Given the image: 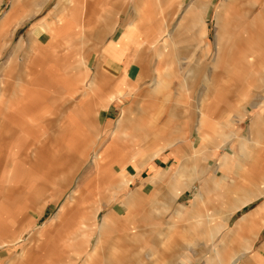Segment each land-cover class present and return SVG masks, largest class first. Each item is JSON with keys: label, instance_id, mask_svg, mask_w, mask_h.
Segmentation results:
<instances>
[{"label": "rangeland", "instance_id": "obj_1", "mask_svg": "<svg viewBox=\"0 0 264 264\" xmlns=\"http://www.w3.org/2000/svg\"><path fill=\"white\" fill-rule=\"evenodd\" d=\"M135 1L0 0V99L5 107L13 101L25 115L24 96L34 99L26 116L34 132L25 139L19 131L15 139L26 146L16 157L11 146L0 150V264H86L99 237L89 229L105 215L113 227L100 258L88 264H185L180 254L173 258L177 245L187 249L190 264H206L214 249L225 264L233 258L248 264L252 256L261 264L256 255L264 261L261 221L251 229L237 226L256 213L254 218H264V195L228 213L232 196L260 185L261 176L264 187V0H236L228 14L222 4L230 0H208L202 35L185 14L193 0H150V15L142 16L150 21L140 24L148 39L136 36L134 46L112 50L117 57L106 55L109 47L121 46L116 44L136 20ZM54 13L61 26L51 24ZM217 13L226 16L225 46L219 44ZM164 45L166 54L159 56ZM105 63L114 68L101 71ZM161 79L164 94L155 90ZM123 116L128 119L119 126ZM201 120L220 146L207 158L189 154L202 142ZM5 123L8 129L10 121L0 115V146ZM118 126L126 136L118 141L120 162L108 155ZM234 132L249 138L235 145L248 154L245 160L257 161L250 164L258 172L253 181L216 169L231 153ZM256 141L258 150L252 148ZM95 154L101 156L100 175L92 165ZM121 166L127 189L116 193L101 185ZM179 166L183 171L174 180ZM201 167L207 172L170 200L173 183L185 184ZM215 170L227 176L224 198L211 193L193 208ZM131 198L134 204L126 205ZM180 205L187 211L177 213ZM45 229L47 237L39 240Z\"/></svg>", "mask_w": 264, "mask_h": 264}, {"label": "crops", "instance_id": "obj_2", "mask_svg": "<svg viewBox=\"0 0 264 264\" xmlns=\"http://www.w3.org/2000/svg\"><path fill=\"white\" fill-rule=\"evenodd\" d=\"M210 1V0H209ZM208 0H193L189 6L187 7L185 14L189 15V19L192 25L197 26L199 33L202 35L204 33L205 30V23H204V16H203V12L205 9V6L207 5V3H209ZM71 2V1H70ZM150 0H136L135 1V14H136V20L133 23H130L127 26V31L126 33L123 35L122 39L120 40V44H116V45H121V46H115L112 48H108L106 51V55L108 56H112V57H117V55L115 53H113V51H116V49L121 50V48L127 49L130 48L132 46H134V42L135 39L134 37L136 36H140L141 38H143V41H146L148 39L147 33L148 32H142V28L140 26V24H146L148 22H144L143 19V15H150L148 10L150 9ZM228 2V1H227ZM226 3L222 4L223 10L222 12L225 11V8L227 6H235L237 5L236 0H230L229 3L230 5H227ZM228 3V4H229ZM230 8V7H229ZM228 7L225 11V14H228L227 12ZM191 15V17H190ZM201 15L202 16V20L200 22H197L196 19L197 17ZM57 13H54L53 15V21L51 22V24H55L61 26V24L63 23V20L61 19V17L59 16ZM226 16L224 15L223 18L221 16V14L217 13V20H218V39H219V44H226L228 41V33L229 30L226 27ZM167 45H164V47H162V50H160L159 52V56H163L166 50ZM225 46V45H224ZM113 50V51H112ZM220 53H224V48L219 50ZM38 67H40V65H37ZM104 68H102V65L100 66L101 71H109L111 70V68L114 66L109 65V63L103 64ZM106 74V73H105ZM157 87H156V91L159 94H164L163 91L166 89V81H164L163 79L161 80H157ZM32 94H34L33 92H31ZM37 94L42 95L44 92L42 90H39L36 92ZM166 94V93H165ZM1 100V99H0ZM24 100H25V108L24 111L28 110V114L25 115L23 113V111L17 109V106L15 103H13V101L8 102L7 106L5 107L3 105V101H0V115L5 119V117L7 118L8 121H10V126H8L7 129V124H4V129L7 131V136L5 138L4 141H2V143H4V145L1 143V151H6L8 149L9 146L12 147L10 153L11 155H13L14 157H16L18 154H20V152L24 149V147L26 146L23 145L22 142H18L17 140H15L17 138V135L19 133V131L21 132L23 138L25 139H29L30 136H32L33 134V128L31 129V124H28L31 122L32 118L26 117L29 115V112L32 111L31 109L33 108V105H29V103H32V100H34L31 96H24ZM26 103L27 106H26ZM2 109L5 110V113H2ZM43 110V109H41ZM26 118V119H25ZM128 117L123 116L120 120L118 125L121 126L125 123V121H127ZM28 124V126H27ZM118 126V128L116 129V131L114 132V139L112 140V144L109 147V156H111L112 160H116L118 162H120V160L124 157V149L122 148V146L119 147L118 145V141L119 140H124L126 138L122 137L121 138V134L125 133V131L121 130L120 127ZM165 130L163 129L161 132L162 134L167 133L166 131V127H164ZM198 132L201 134L202 136V142L199 146V148H194V151H191L189 154L193 157H198V158H207L206 156H214L217 152V148L220 147L219 143L217 141H213V143L211 142V136L210 134H208V132L205 131V121L201 120L200 124L198 126ZM177 133V132H176ZM251 135V134H250ZM123 136H125L123 134ZM249 136V135H248ZM126 137V136H125ZM246 138L249 140V138L246 137V135L243 134H239V133H232L228 139H229V143H233L232 145V150L231 153H225L221 160L218 161L217 163V167L216 169L218 170H225L224 172H230L233 171L235 172L237 175H240V177L244 180L247 181H253L254 177L258 174V172L256 171V169H254L253 166H251L250 164L256 163L257 165V161L256 160H245L244 157L241 156V153L236 149L237 145H235V143L237 141H239L240 139ZM134 140V138L132 139ZM187 137L185 138L184 141H186L185 146L187 147ZM113 146V148L111 147ZM166 146L168 147H172L174 146L173 142H168L166 144ZM210 146L212 147L210 150ZM135 149H138L137 145L134 146ZM235 149V150H234ZM3 153V152H2ZM158 153H154L153 158H155L157 156ZM8 155V154H7ZM254 157H256L254 155ZM225 159L229 160L230 163H226L224 162ZM247 159V158H246ZM100 160H101V156L100 154H95L94 157V161H92V165L96 166V168L100 169ZM1 162V161H0ZM117 162V164H118ZM231 165V167H229ZM124 166H121L119 169L116 168H112V172H110V175H108L107 179L105 180L104 183L101 182V185H110L111 187H113V189H116V193L117 192H121L125 189H127V186L129 185V180L125 179L127 177H125L124 173H118L119 171L123 172L124 169H122ZM98 169V171H99ZM119 170V171H118ZM173 170V169H172ZM182 170V166H179L175 171L173 172V175L175 176L174 180L176 179V175H180ZM101 170L99 171V175H100ZM168 172V171H167ZM207 172L206 169H203V167H201V169L196 170L193 172V174L185 181V184H177V183H173L170 192H169V198L170 200L172 199H176L185 189L189 188L191 186V184L194 182V180L198 177H201L202 175H204ZM255 173V174H254ZM1 175V173H0ZM259 175H262L259 173ZM112 176L116 177V180L113 181ZM125 177V178H124ZM263 177L261 176V180H260V185H255L253 187V189H247L245 190L243 193H239L236 194L234 196H232L233 198L231 199L230 203L228 204V213L229 215L233 214L236 210L240 209L241 207H243L244 205L260 198L261 196L264 195L263 193H259L262 182H263ZM154 179V178H153ZM227 179L226 173L223 176H219L218 174H216V170L213 173V175L210 177V187L208 186H203L198 192L197 195L195 197V200L192 203L193 208H197L198 204L200 201H204L205 199L207 200L208 195H210L211 193L217 194L219 197L224 198L225 194H226V185H225V181ZM0 181H1V177H0ZM253 193V194H251ZM254 194H259L256 198L251 199L249 201H246L249 197H251ZM134 199L131 198L130 201L127 199V201H125L124 203L127 204H134ZM245 202V203H243ZM186 206L185 205H180L179 210L177 211V213H184L186 212ZM257 214V213H256ZM256 214L251 215L249 218H243L242 220H240V222L238 223V228L239 229H251L253 227H255L257 225V221H261V224L264 225V218H254L256 216ZM61 215V211L53 217L52 222L55 221V219L59 218ZM257 217V216H256ZM92 218H95V216L93 215ZM56 219V220H57ZM227 220V222L225 221ZM229 221V218H224V225H222V227H226L225 224H227ZM169 227L170 228H176V225H174L172 222H169ZM113 227V220L112 218H109L108 215H105L102 220L97 223L91 228L89 229L90 232H92L93 230L97 231V233L99 234L98 240L96 242L95 248L93 250H90V255L88 256V260L86 261L88 264V262H91L92 260H95V258H100V255L102 254L104 248V243H105V234H107ZM219 229V227H218ZM47 230H49L48 226H47ZM84 231V234H90ZM83 234V236H84ZM47 232L46 229L44 231V233H39V240L42 237H47ZM90 235L86 238H89ZM88 240V239H86ZM98 244V245H97ZM263 248H264V244H263ZM177 249L175 251V254L173 256V258H175V256H177L178 254H180V257H183L184 259V263L185 264H190L192 262V258L190 257H186L188 256V254L186 253L187 249L185 247H181V245H177ZM246 250H244V252L251 250V246L245 248ZM202 253L203 250H199L196 253V259H201L202 258ZM214 253L216 255H213L211 257H208L205 259V263L206 264H225V261L223 260L222 254L220 252L219 249H214ZM186 255V256H185ZM256 257L260 258V263L262 264L264 261L262 259V257L259 255H256ZM255 256H252V258H250L248 260V264H257ZM181 259V258H180ZM61 262H59L58 264H63V259L59 260ZM111 263V259H107V263ZM172 262L171 261H167V263ZM237 262L236 258H233V264ZM90 264V263H89ZM227 264V263H226Z\"/></svg>", "mask_w": 264, "mask_h": 264}, {"label": "bare ground", "instance_id": "obj_3", "mask_svg": "<svg viewBox=\"0 0 264 264\" xmlns=\"http://www.w3.org/2000/svg\"><path fill=\"white\" fill-rule=\"evenodd\" d=\"M262 136L261 135V132L260 133H258V136ZM260 146H261V144H260V142L259 141H256V142H254V146L252 147V148H255L256 150H258L259 148H260ZM242 157H244V159H246L247 157H248V154H242L241 155ZM264 192V187H263V189L262 190H260L259 191V193H263ZM251 194H253V193H251ZM259 195V194H258ZM257 194H254V195H252L251 197H249L246 201H249V200H251V199H254V198H256L257 196H258ZM243 203H245V202H243ZM87 234V233H86ZM86 234H84V236H86ZM98 245V244H97Z\"/></svg>", "mask_w": 264, "mask_h": 264}]
</instances>
